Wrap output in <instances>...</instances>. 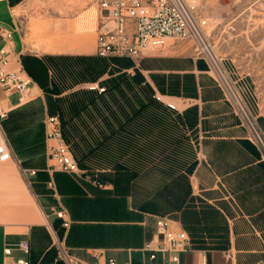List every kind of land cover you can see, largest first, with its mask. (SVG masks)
Listing matches in <instances>:
<instances>
[{"label": "crops", "instance_id": "crops-1", "mask_svg": "<svg viewBox=\"0 0 264 264\" xmlns=\"http://www.w3.org/2000/svg\"><path fill=\"white\" fill-rule=\"evenodd\" d=\"M24 1L0 2V24L13 33L10 68L21 66L32 80L29 99L24 104L18 103L17 94L0 91V109L7 111L0 125L15 156V160L0 162V264L4 262V244L15 245L22 240L29 243L30 264H63L55 260L47 225L74 256L89 264H98L89 255L91 250L100 251L99 264H106L108 259L116 264L127 260L131 264H167L159 256L150 261L148 252L142 250L156 236L155 221L161 217L156 211L139 208L128 196L108 191L111 187L101 188L99 182L100 186L94 185L88 177L82 182L73 175L51 169L53 162L47 149L53 141L46 139L44 120L56 114L47 105L41 87L54 83L68 63L85 75H93L94 61L100 59L95 56L98 21L95 3L49 0L53 5L35 12L30 2ZM191 56V43L181 48L172 42L140 59L124 58L144 66L147 72L181 75L183 80L193 76L197 97L185 96L190 93L185 82L181 99L187 106L179 111L165 110L182 114V147H192L196 142L198 145L199 141L210 166L207 168L200 162L193 170L198 191L217 196L214 176L219 177L235 193L245 215L234 216L224 204L219 209L225 219L227 250L232 251V260L224 258L223 250L190 247L179 255V262L199 264L204 259L208 264H264V165L238 123L239 117L225 91L214 77L205 73V62ZM253 80L263 85L256 95V103L262 107L250 111L263 117L260 125L264 131V71ZM247 108L249 111L248 105ZM59 120L67 141V127ZM107 127L114 133V139L109 141L115 148L125 146V142L140 147L142 138L151 137L145 134L147 127L140 124L117 123ZM169 136L164 141L175 142V135ZM49 181L53 182L54 190L48 187ZM51 208L65 210L69 222L66 228L51 213ZM183 230L191 240V230ZM19 255L15 251L7 261Z\"/></svg>", "mask_w": 264, "mask_h": 264}, {"label": "rangeland", "instance_id": "rangeland-1", "mask_svg": "<svg viewBox=\"0 0 264 264\" xmlns=\"http://www.w3.org/2000/svg\"><path fill=\"white\" fill-rule=\"evenodd\" d=\"M48 1L24 2H30L35 12H39L53 5ZM200 1L197 12L217 23L213 33L217 53L249 111L252 108L256 111L262 107L256 103V95L263 85L253 83V79L264 71V0ZM188 43L174 42L181 48ZM65 65L68 68L57 73L56 81L41 90L47 105L67 127L66 138L80 169L74 178L86 182L88 177L99 182L101 188L111 187L107 190L128 196L137 207L156 211L174 225L191 230L192 248L231 251L227 250L228 232L219 209L224 204L234 216L245 217L237 196L217 176H214L217 196L198 191L192 175L194 168L200 162L210 168L199 141L198 145L196 142L192 147H182V114L167 112L166 106L153 97L157 94L163 100L177 101L181 109L185 82L190 92L185 96L197 97L193 76L183 80L181 75L147 72L144 66L119 57L96 59L93 75H85L72 63ZM205 69L210 77L206 65ZM96 82L105 88L103 94L87 88ZM250 117L264 144L260 125L263 117L251 111ZM117 123L140 124L148 128L145 134L152 138H142L140 147H132L129 142L112 147L109 140L114 139V133L107 126ZM238 123L264 165V148L249 139L247 125L240 118ZM174 128L176 132L172 131ZM171 133L175 142L164 141ZM155 144L161 146H148Z\"/></svg>", "mask_w": 264, "mask_h": 264}, {"label": "built area", "instance_id": "built-area-1", "mask_svg": "<svg viewBox=\"0 0 264 264\" xmlns=\"http://www.w3.org/2000/svg\"><path fill=\"white\" fill-rule=\"evenodd\" d=\"M2 1L4 0H0ZM93 2L98 11L95 49L97 58L119 57L135 60L164 49L172 42L191 43L192 58L205 62L207 72L225 91L226 98L233 105L236 114L242 123L247 125L249 139L260 143L264 148L242 93L235 87L236 82L231 80L223 58L215 49L217 43L213 35L217 24L215 20L200 15L196 5L190 0H93ZM12 36V31L0 24V91L17 94L18 103L24 104L28 102L32 80L21 66L10 68L14 56L11 45ZM225 75L236 90L237 96L227 86L224 80ZM87 88L96 90L99 94L105 91V88L99 86L97 82L90 84ZM153 97L162 102L167 109L179 111L177 101L163 100L157 94ZM240 101L244 107L241 106ZM180 102L182 106H187L184 100L181 99ZM6 113V110L0 109V123L6 117ZM44 126L46 139L53 141L47 149L48 158L53 162L51 169L69 175H79L78 162L71 151L70 144L63 137L59 117L56 115L46 117ZM10 160H15V156L0 125V162ZM21 173L26 176L24 170H21ZM30 174H34V171H30ZM91 182L94 185L97 184L96 181ZM47 185L54 190L52 181H49ZM50 210L56 218L62 220V226L66 228L69 222L65 210L63 208ZM47 226L50 229L56 261L63 264H89L74 256L63 240L56 236L51 226ZM155 226L156 236L148 240L142 250L148 252L150 261L159 256L167 264H180L179 255L189 251L191 247L189 236L182 228L165 217L157 218ZM15 251L20 255L14 257L12 261H7ZM3 255V264H30L28 241L22 240L15 245L4 244ZM89 255L99 264L100 251L91 250ZM224 258L232 260L233 253L225 252ZM106 264H116V262L108 259ZM123 264H131V261L127 260ZM199 264L208 263L202 259Z\"/></svg>", "mask_w": 264, "mask_h": 264}, {"label": "bare ground", "instance_id": "bare-ground-1", "mask_svg": "<svg viewBox=\"0 0 264 264\" xmlns=\"http://www.w3.org/2000/svg\"><path fill=\"white\" fill-rule=\"evenodd\" d=\"M190 2L193 3L194 5H198L201 1L200 0H190ZM224 80L226 81L227 86L230 88V91L233 92L237 96L236 90L232 87V85L229 81V78L226 75H225ZM240 104L242 107H244V105L241 101H240Z\"/></svg>", "mask_w": 264, "mask_h": 264}]
</instances>
